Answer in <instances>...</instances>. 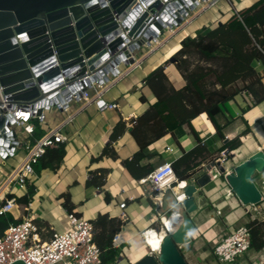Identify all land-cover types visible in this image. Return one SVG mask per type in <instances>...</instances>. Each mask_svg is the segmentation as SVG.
I'll return each mask as SVG.
<instances>
[{"label": "crops", "instance_id": "crops-1", "mask_svg": "<svg viewBox=\"0 0 264 264\" xmlns=\"http://www.w3.org/2000/svg\"><path fill=\"white\" fill-rule=\"evenodd\" d=\"M249 1L217 0L215 5L220 12H214L204 1H199L188 9L178 26L172 27L171 30L165 28L155 41L143 44L142 48L135 50L134 64L119 63L115 76L108 74V80L101 86L88 89L91 96L89 100H72L64 111L44 110V122L40 126L44 132L51 128L60 129L66 137V140L61 142L64 145V154L55 169L43 168L35 172L32 178L33 188L27 195L29 201L27 203L15 201L9 211L12 217L21 220L31 216L39 228L40 239L46 240L53 231L60 232L67 227V212L61 205V194L67 193L75 205L74 211L78 216L88 220L98 213H107L119 218L121 211L125 212L126 219L116 233L119 237L116 244L122 251L113 264H134L148 254L149 248L144 242L143 232L153 229L156 219V213L150 204V187L144 181L146 176L136 180L122 164L123 159L130 157L137 150V145L129 133L130 119L142 113L153 100L150 89L142 83V79L153 68L163 65L169 83L174 88L182 86L183 77L175 68L174 62L169 61L180 40L187 35H194L201 27L214 26L209 23L212 18L220 15L222 22L234 11L248 6L255 0ZM225 2L229 6L225 5ZM256 67L261 69L259 64H256ZM262 82L264 84V77ZM141 96L144 98L143 101L140 99ZM97 98L104 103H115L116 107L99 108ZM224 105L223 113L216 117L218 124H225L222 130L224 139L215 138V129L204 113L192 118L190 123L201 139V144L209 152L247 126L249 131L239 137L240 146L233 150L232 161L235 163L259 147L258 138L264 135V99L241 111L246 102L241 94H237ZM119 120L124 126L112 141L115 157L103 156L92 160L109 141L110 134ZM196 144L195 136L188 126L183 124L150 143L147 147L149 155L145 162H149L154 168L162 162H170L182 150L190 149ZM18 150H21L22 155L14 159ZM22 150L20 143L12 156L1 158L0 202L7 193L12 194L14 198L25 193V190H18L8 183L13 168L24 158L25 153H22ZM98 167L108 170L105 183L100 188H85L84 181L89 178L90 172ZM217 177L219 174L212 170L210 183L200 189L206 190L205 194L208 197L204 210L206 219L202 224L194 223V234H190V238H195L196 235H209L203 234L206 229H209V232L213 231V234L221 230L216 225L217 217H224L228 224L236 216V212H230L229 208L233 206L232 199L238 200L230 198L226 192L225 181L219 184ZM121 201L125 202L123 210L118 206Z\"/></svg>", "mask_w": 264, "mask_h": 264}, {"label": "water", "instance_id": "water-1", "mask_svg": "<svg viewBox=\"0 0 264 264\" xmlns=\"http://www.w3.org/2000/svg\"><path fill=\"white\" fill-rule=\"evenodd\" d=\"M197 1L0 0V96L9 106L28 104L37 112L69 92L78 96L74 86L84 90L100 75L117 72L119 63L132 64L135 50L180 22ZM11 123L9 115H0V151L15 140V131L8 129ZM258 143L256 150L227 169L218 160L205 162L177 194L173 187L166 188L156 215L176 210L186 222L173 233L164 231L159 251H149L134 264H187L179 248L189 242L194 228L188 214L196 209L212 170L222 175L227 194L242 205L263 200L253 179L264 172V135Z\"/></svg>", "mask_w": 264, "mask_h": 264}, {"label": "trees", "instance_id": "trees-1", "mask_svg": "<svg viewBox=\"0 0 264 264\" xmlns=\"http://www.w3.org/2000/svg\"><path fill=\"white\" fill-rule=\"evenodd\" d=\"M173 57L174 66L184 79L182 86L174 88L169 83L163 65L156 66L142 79V83L150 89L153 100L142 113L130 119L129 133L137 145V150L122 160L124 168L136 180L147 176L153 169L149 162H145L149 155L148 145L183 124H186L195 136L197 144L182 150L169 162L178 181L190 178L201 163L213 160L221 150H235L240 146L239 137L249 131L247 126L209 152L201 144V139L190 121L204 113L215 129V138L224 139L222 130L225 124L220 125L216 120V117L223 113L224 104L233 100L235 95L241 94L246 102V106L241 109L244 111L264 99V0H255L248 6L234 11L224 21L209 28L201 27L194 35L183 37ZM256 64H259L261 69H258ZM140 99L144 100L142 96ZM33 123L35 127L31 139H36L44 131L38 120L33 119ZM123 126L124 123L120 120L115 124L109 141L92 160L103 156L115 157L112 141ZM63 154L64 145L61 142L46 148L33 165L34 171L43 168L55 169ZM226 156L228 157V153ZM107 173L106 168L93 169L89 178L84 181V187L100 188L105 183ZM260 175L263 176L264 172ZM219 177L222 178V175ZM32 188L33 180H27L25 193L15 197V201L27 203V195ZM12 196L7 193L5 198ZM61 197V205L65 211L78 216L68 194L63 193ZM107 198L105 195V199ZM150 204L153 207L152 202ZM19 221L20 219L13 218L9 212L1 213L0 235L8 224ZM89 221L92 225L93 241L99 250V262L96 264H113L122 250L120 246L112 244V237L120 229L122 221L107 213H98ZM243 225L248 232L249 249H263L264 217L249 219ZM156 230H162L161 226Z\"/></svg>", "mask_w": 264, "mask_h": 264}, {"label": "built area", "instance_id": "built-area-1", "mask_svg": "<svg viewBox=\"0 0 264 264\" xmlns=\"http://www.w3.org/2000/svg\"><path fill=\"white\" fill-rule=\"evenodd\" d=\"M199 1H204L214 12H220L215 5L217 0H198L197 3ZM220 20L219 15L212 18L209 23L217 24ZM181 21L176 25L167 27V29L171 30L172 27L178 26ZM156 38L153 40L155 41ZM117 73L118 70L117 72L109 71L105 74V80V77L100 75L94 81H90L84 90H81L78 85L74 86L75 91L79 93L78 96L71 92L64 94L62 101H56L51 105L44 106L40 112H37L36 107L28 104L9 106L6 98L0 96V115L5 117L9 115L13 119V123L10 124L8 129H13L16 134L11 146L0 151V157L5 159L8 156H12L16 146L20 143L25 151L22 161L13 168L11 176L8 178V183H11L18 190L24 191L26 181L32 180L35 175L33 165L44 153L45 149L66 140L59 128L47 129L40 137L31 139V134L35 127L33 119L38 120L39 125H41L44 122V110L64 111L66 105L72 100H89L91 96L88 93V89L94 86H101L108 80V74L115 76ZM59 93L60 89L57 90L56 94ZM96 103L99 108L116 107L115 103H104L99 98L96 99ZM226 153H228V157ZM233 157V150L227 151L223 149L213 160H218L227 169L228 165L230 166L234 163H228L227 159H232ZM144 181L151 187L149 197L155 213L161 203L162 192L166 188L171 189L177 182H180L175 178L171 165L167 161L155 166ZM254 183L261 190L264 197V176H259ZM14 204V197L3 198V203L0 204V214L9 212ZM118 206L123 210L125 202H119ZM119 219L122 222L126 219L124 211L119 214ZM148 230L143 232V237H145L144 235ZM159 233L164 234V231L159 230ZM92 234V225L88 219L77 216L74 213H67L66 229L60 232L53 231L48 239L41 240L39 228L33 218L31 216L24 217L17 223L8 224L0 235V264H12L16 260L22 261L23 264H96L99 262V250L93 241ZM118 240V235L114 234L112 244L118 246L116 244ZM248 250L249 236L244 225L231 229L227 234L218 238L212 246V254L219 264H237V259Z\"/></svg>", "mask_w": 264, "mask_h": 264}, {"label": "rangeland", "instance_id": "rangeland-1", "mask_svg": "<svg viewBox=\"0 0 264 264\" xmlns=\"http://www.w3.org/2000/svg\"><path fill=\"white\" fill-rule=\"evenodd\" d=\"M225 5L229 6L226 2ZM142 46L140 48H142ZM20 153L21 150L16 151L14 159L21 157L22 154ZM22 153H25L24 150H22ZM227 160L229 161L228 163L233 162L232 159L230 158ZM1 164L2 163L0 157V165ZM257 178L258 177L254 178L253 180L255 181ZM217 179H219L218 180L219 184L221 183L223 184L224 182L223 177L222 178L217 177L216 180ZM205 191L204 190L200 191L201 193L198 196L196 202L197 205L196 209L190 214H188V217L193 223V225L194 223H197L198 225L200 223L202 224L206 219L204 210L207 206L208 197L205 194ZM230 198H235V197L233 195H230ZM232 203L233 206L229 208V211L236 212V216L233 220L229 221L228 224L226 223L224 217H217L216 225L221 230H219L218 232H214L213 234V231L209 232V229H206L203 231V234L206 233L209 235H196L195 238L191 237L188 243L180 245L182 256L187 264H219L212 254V246L214 242L221 236L227 234L231 229H235L236 227L243 225L247 220L252 218L262 219L264 217V199L254 205H242L239 201H235V199H232ZM176 207H174V209H176ZM153 212L155 213V211ZM154 222L155 225L153 229L155 230L159 229L161 223L157 215ZM162 230L164 231L163 228ZM190 234H194V229L191 230ZM213 238L214 240H212ZM263 262H264V248L261 249L260 251H253L252 249H249L240 258L237 259V264H261Z\"/></svg>", "mask_w": 264, "mask_h": 264}, {"label": "bare ground", "instance_id": "bare-ground-1", "mask_svg": "<svg viewBox=\"0 0 264 264\" xmlns=\"http://www.w3.org/2000/svg\"><path fill=\"white\" fill-rule=\"evenodd\" d=\"M245 2H246V0H245ZM239 4H240V2H239ZM238 6H240V5H238ZM183 186H184L183 181L177 182V184H175L173 186L172 190L175 194H177L180 192V190ZM159 220H160L162 228L164 229V231L166 233H173L178 228L182 227L186 222V218L181 213H178L176 210H172L169 213H167L166 215H160ZM144 236H145L144 242H145L146 246L149 248V251H153V252L157 253L159 251L162 233L157 232L155 229H150L145 233ZM145 256H146V254H145Z\"/></svg>", "mask_w": 264, "mask_h": 264}]
</instances>
